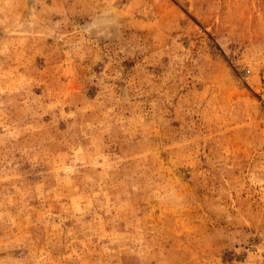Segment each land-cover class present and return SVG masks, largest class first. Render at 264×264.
I'll return each instance as SVG.
<instances>
[{
	"label": "rangeland",
	"instance_id": "374dc122",
	"mask_svg": "<svg viewBox=\"0 0 264 264\" xmlns=\"http://www.w3.org/2000/svg\"><path fill=\"white\" fill-rule=\"evenodd\" d=\"M0 264H264V0H0Z\"/></svg>",
	"mask_w": 264,
	"mask_h": 264
}]
</instances>
